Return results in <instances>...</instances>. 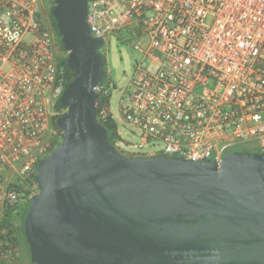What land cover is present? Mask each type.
Instances as JSON below:
<instances>
[{"label":"built area","instance_id":"1","mask_svg":"<svg viewBox=\"0 0 264 264\" xmlns=\"http://www.w3.org/2000/svg\"><path fill=\"white\" fill-rule=\"evenodd\" d=\"M86 13L93 39L133 38L149 59L120 113L140 148L159 143L151 157L219 162L237 147L264 151V0H86ZM48 21L40 0H0V221L37 192L34 168L62 136Z\"/></svg>","mask_w":264,"mask_h":264},{"label":"water","instance_id":"2","mask_svg":"<svg viewBox=\"0 0 264 264\" xmlns=\"http://www.w3.org/2000/svg\"><path fill=\"white\" fill-rule=\"evenodd\" d=\"M75 77L59 144L36 165L23 234L34 264H264V151L219 162L126 157L98 121L103 61L86 0L51 10Z\"/></svg>","mask_w":264,"mask_h":264},{"label":"trees","instance_id":"3","mask_svg":"<svg viewBox=\"0 0 264 264\" xmlns=\"http://www.w3.org/2000/svg\"><path fill=\"white\" fill-rule=\"evenodd\" d=\"M52 1L51 9L54 5V0ZM50 17L52 19V26L53 29L57 35L59 40V47L62 52L66 53V56L60 57L57 61L56 67H57V80L61 81L63 84V87L65 88L66 85L75 77V73L73 70H71L67 64V56L68 52L63 48L61 43L60 35L58 34L57 28H56V22L53 19L51 12ZM128 42V41H125ZM129 44V43H126ZM131 44V43H130ZM102 58V56H101ZM103 61V72L101 75V80L98 84V87H105L108 89V73H107V64L102 58ZM98 113L97 118L100 123L104 126V128L107 131V138L108 142L123 156L126 157H143V156H134L130 155L126 151H124L121 147L123 145H129L127 142H125L119 135L117 125L115 121L112 119L108 106H109V94L104 93L103 90L98 91ZM55 109L59 112H64L65 107L62 106L59 101L55 104ZM56 118L54 120V127L61 133V130L56 127L55 125ZM61 139V137H60ZM59 144L58 141H53L50 147V151H52L53 148H55ZM239 150H245V151H256V149H239ZM36 167V166H35ZM35 171V168H34ZM34 171L32 173V178H34ZM17 189H21V187H16ZM29 205V200L24 204H14L11 207H8L1 218L0 221V250L4 252L6 261H2L0 264H9L7 261L11 262V264H20L22 260H26L27 264H34L30 261L28 246L25 241V237L23 234V218L26 214L27 207Z\"/></svg>","mask_w":264,"mask_h":264},{"label":"rangeland","instance_id":"4","mask_svg":"<svg viewBox=\"0 0 264 264\" xmlns=\"http://www.w3.org/2000/svg\"><path fill=\"white\" fill-rule=\"evenodd\" d=\"M47 9L51 10L52 1H46ZM26 38H29L27 36ZM59 39V38H58ZM60 40V39H59ZM128 42L117 38L116 36L110 37L108 41H104L97 49V52L102 58H104L107 64L108 73V94H109V106L108 110L115 121L120 137L129 145H123L121 148L134 156H151L159 147L157 142H148L144 147L140 148V133L139 131L127 123L120 113V100L123 97L125 91L130 89V83L135 76L137 68L144 70L149 69V59L144 57L141 52L134 51L132 49L133 38H128ZM147 41L144 38L140 41L142 45ZM129 43V44H126ZM131 43V44H130ZM58 50V59L66 56L65 52ZM57 59V61H58ZM60 94L56 92V98L52 104H56L59 101ZM50 107V105L48 104ZM264 121V114H263ZM61 139H59L60 142ZM236 149H240L237 147ZM246 149H250L246 146Z\"/></svg>","mask_w":264,"mask_h":264},{"label":"crops","instance_id":"5","mask_svg":"<svg viewBox=\"0 0 264 264\" xmlns=\"http://www.w3.org/2000/svg\"><path fill=\"white\" fill-rule=\"evenodd\" d=\"M46 1H49V0H40V2H41V5H42V7H43V9L45 10V13H46V17L48 18V25L50 26V28H51V30H52V32H53V34H54V40H55V42H56V45H57V47H58V49L60 50V47H59V40H58V37H57V35H56V33H55V31H54V29H53V26H52V19H51V17H50V12H51V10L49 9H47V6H46ZM52 15V14H51ZM9 264H11V262H9V261H7ZM20 264H27V261L24 259V260H22L21 261V263Z\"/></svg>","mask_w":264,"mask_h":264}]
</instances>
